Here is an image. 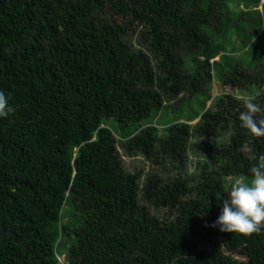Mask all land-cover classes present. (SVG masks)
Here are the masks:
<instances>
[{
	"label": "trees",
	"instance_id": "1",
	"mask_svg": "<svg viewBox=\"0 0 264 264\" xmlns=\"http://www.w3.org/2000/svg\"><path fill=\"white\" fill-rule=\"evenodd\" d=\"M260 36L261 0H0L15 108L0 118V264H264V231L212 227L216 192L250 178L264 137L240 127L242 98L205 91L218 78L264 109ZM120 141L173 172L141 186Z\"/></svg>",
	"mask_w": 264,
	"mask_h": 264
},
{
	"label": "clouds",
	"instance_id": "2",
	"mask_svg": "<svg viewBox=\"0 0 264 264\" xmlns=\"http://www.w3.org/2000/svg\"><path fill=\"white\" fill-rule=\"evenodd\" d=\"M11 96L0 90V118H7L15 112L10 103ZM244 111L239 113L240 127L255 137H264V117L259 116L264 109L251 99L243 101ZM245 151H251L250 148ZM257 159L250 169V178L237 176L224 191L216 192L222 207L212 227L223 232H237L244 235L259 234L264 231V155L250 157Z\"/></svg>",
	"mask_w": 264,
	"mask_h": 264
},
{
	"label": "rangeland",
	"instance_id": "3",
	"mask_svg": "<svg viewBox=\"0 0 264 264\" xmlns=\"http://www.w3.org/2000/svg\"><path fill=\"white\" fill-rule=\"evenodd\" d=\"M261 3L263 4L264 0H261ZM259 9L262 10V5L259 7ZM245 17L250 18L249 15H245ZM139 35H140L139 31H137L136 33L129 35L128 40L134 48L138 49L140 47H143L144 49H146V47L142 44V42L139 38ZM263 39H264V37L260 36L258 38V42L254 40V44H256V46L259 44H262L264 42ZM242 56H243L242 58L244 59L245 62H248L250 59L253 58L249 52L243 53ZM241 68L244 69V66H241ZM216 83H219L218 78L215 80V82L212 81L210 88L205 87V91L209 95H211L212 99L217 97V96H220V94L222 95L224 93L235 95L236 97L242 98L243 100H245V99L253 100L254 99L253 94H251V92L248 89H246L245 93H243L231 85H223V87H222L223 90L219 92ZM218 86L221 88L220 84H218ZM210 105H211V101H209L207 103V108H209ZM167 107H171V106H167ZM161 115H162V113H159L157 115V118L153 121V123L156 124V121L159 118H161ZM19 118H22L24 120L27 119V117L25 115H22V114L19 116ZM197 121H198V118L196 120H194L192 122V124L196 123ZM159 125H162V124H159ZM160 128H164V127H160ZM161 134H164V132L162 131ZM118 150H119V153L122 157L123 164L127 170H129V171L143 170L144 171V175H143L142 179L140 180L141 186L144 185V182H145L147 176L150 174H157L160 176L161 179L166 180L168 178V175L171 172H173L172 167L169 163L163 162L164 164H158V163L154 162L152 158L146 157V156H144L142 154H138V153L134 154V155L126 154V151H125L124 147L122 146V141H120L118 143ZM198 161L199 160L197 158H195L194 156H190L186 169H188L189 172L194 173L196 170V166H197ZM232 180H233V178L229 177V181L231 182ZM140 195H142V194H140ZM140 204L142 206L150 208V210L152 212L156 211L159 214V211L155 210L154 207H152L147 202H145L141 196H140ZM224 250H225V252H228L229 254H231L232 256H234L237 259H240V260L243 259V256L238 251L233 250L230 247V245L228 243H225V242H224ZM59 259L61 262L66 264L67 255L66 254L61 255Z\"/></svg>",
	"mask_w": 264,
	"mask_h": 264
}]
</instances>
